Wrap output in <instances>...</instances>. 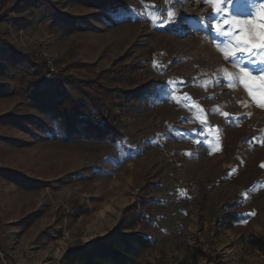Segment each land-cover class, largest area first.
I'll list each match as a JSON object with an SVG mask.
<instances>
[{"label": "rangeland", "instance_id": "rangeland-1", "mask_svg": "<svg viewBox=\"0 0 264 264\" xmlns=\"http://www.w3.org/2000/svg\"><path fill=\"white\" fill-rule=\"evenodd\" d=\"M220 7L227 11L205 0H0V115L45 125L0 122V264H62L91 239L136 232L152 244L134 264H264L250 243L264 238V49L242 65L225 57L237 35L264 39V0ZM211 17L230 20L229 34ZM151 81L156 89L135 111L123 106L125 91ZM30 82L100 98L123 136L65 140L60 115L26 97ZM190 180L201 187L193 200ZM141 199L144 217L127 211Z\"/></svg>", "mask_w": 264, "mask_h": 264}, {"label": "trees", "instance_id": "trees-1", "mask_svg": "<svg viewBox=\"0 0 264 264\" xmlns=\"http://www.w3.org/2000/svg\"><path fill=\"white\" fill-rule=\"evenodd\" d=\"M73 21L75 19L71 16H65L62 19L64 23ZM12 54L15 57L19 56V52L16 50H13ZM43 65L47 67L46 62ZM70 83L79 89H81L83 83L104 88L102 83H96L95 81L72 80ZM154 87L155 85L151 81L148 85L139 87L137 91H125L123 96L126 97V102L123 106L135 111L138 108L136 102L143 98V94H147V92L152 94L151 92L156 89ZM25 95L33 106L60 115L58 125L65 140L117 141L123 136L117 127L118 116L98 97L91 98V103H89L72 96L62 87L47 85L40 88L33 82L28 84ZM25 121L45 127L42 122L27 116L0 115V122L10 125L23 126ZM5 175L8 176V173H5ZM145 204H147V200L141 199L133 203L130 208L128 207L127 211H131L139 217H144L145 214L139 208ZM237 218V216L231 215L229 220L233 221ZM250 243L264 253L263 237L254 235L251 237ZM151 244L152 238L139 232L132 234L120 233L119 235L113 233L91 239L82 245L67 250L62 257V264H134L142 249ZM8 260L10 264H15L10 257H8ZM192 264H198V262L195 260Z\"/></svg>", "mask_w": 264, "mask_h": 264}, {"label": "snow or ice", "instance_id": "snow-or-ice-1", "mask_svg": "<svg viewBox=\"0 0 264 264\" xmlns=\"http://www.w3.org/2000/svg\"><path fill=\"white\" fill-rule=\"evenodd\" d=\"M206 3L212 4L213 5V9L215 12L220 13L222 11H227L226 9H223L220 7L222 0H205ZM228 3H231L232 0H227ZM174 7V5H173ZM174 12L171 10L167 11V16L170 19V22H174L173 18H174ZM211 19L213 20H217L216 24H215V28L216 31L218 32L219 35H228L229 33L226 32L224 30V25L226 24L228 26V28H231V21L230 20H224V23H220L219 19H217V17H211ZM261 19L264 20V15L261 16ZM261 29L262 32V36H264V23L260 24L258 26ZM237 44L236 47L234 49H232L231 53L229 52H225V57L228 58L229 56H231L232 60L234 63L238 64V65H242L245 62V54L246 53H251L252 56H255L256 53L253 52L254 48H261L264 49V39H262L261 43L256 44L253 43L250 39L247 38V33H245L244 35H237L235 37ZM236 53H239L240 55H236ZM249 62L255 63L254 60L249 59ZM241 71L244 73V75L246 77H248L251 80H255L256 77H254L252 75V73L247 69V68H241ZM261 72L264 73V69H261ZM261 80V87H264V75H262L260 77ZM169 84H171L172 82L169 81ZM247 87V84H246ZM175 90L172 89V91L169 93V95L171 96L172 92H174ZM249 94L250 95H254V93L251 91V89L249 90ZM185 100L188 99L187 94L185 93ZM179 102V101H178ZM223 116L226 119H230V114L228 112H224L222 113ZM262 167H264V165H262Z\"/></svg>", "mask_w": 264, "mask_h": 264}, {"label": "built area", "instance_id": "built-area-1", "mask_svg": "<svg viewBox=\"0 0 264 264\" xmlns=\"http://www.w3.org/2000/svg\"><path fill=\"white\" fill-rule=\"evenodd\" d=\"M46 64H47V67H46V70H45V76L47 78H53L56 74V66L53 62L52 59H50L49 57H46ZM184 187L186 189V199L187 200H193V199H196L200 193H201V187L198 185L197 182L195 181H186L184 183Z\"/></svg>", "mask_w": 264, "mask_h": 264}]
</instances>
